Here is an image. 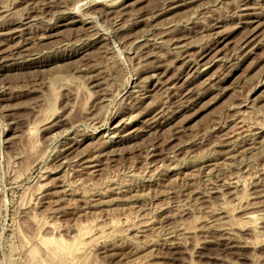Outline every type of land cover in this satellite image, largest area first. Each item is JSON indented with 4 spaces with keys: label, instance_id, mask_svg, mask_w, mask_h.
<instances>
[{
    "label": "rangeland",
    "instance_id": "374dc122",
    "mask_svg": "<svg viewBox=\"0 0 264 264\" xmlns=\"http://www.w3.org/2000/svg\"><path fill=\"white\" fill-rule=\"evenodd\" d=\"M190 1L0 0V264H264V0Z\"/></svg>",
    "mask_w": 264,
    "mask_h": 264
},
{
    "label": "bare ground",
    "instance_id": "6f19581e",
    "mask_svg": "<svg viewBox=\"0 0 264 264\" xmlns=\"http://www.w3.org/2000/svg\"><path fill=\"white\" fill-rule=\"evenodd\" d=\"M50 1V0H49ZM138 1V0H137ZM193 1H195V0H192V1H190V3L191 2H193ZM59 2V1H58ZM243 2V1H242ZM189 3V2H188ZM185 4V3H184ZM240 4V3H239ZM179 5H181V4H179ZM179 5H176V6H174V7H177V6H179ZM241 6H244L243 8L241 7V8H239L240 10H247V9H250L251 8V6L249 7L248 6V4H247V2L246 1H244L243 3H241ZM262 6V5H261ZM174 7H172V8H169V9H167V10H164V9H162L161 11H159L157 14H155V16H153L152 14V16H153V18H156L158 15H161V14H163L164 12L166 13V11H168V10H170V9H173ZM259 7V6H258ZM263 8H264V6H262ZM164 8V7H163ZM252 9V8H251ZM243 17H247V16H251L250 17V21H249V23H251V24H253V23H257L258 22V18L260 17V14H249V13H245V14H241ZM151 16V17H152ZM150 17V18H151ZM159 17V16H158ZM20 18V17H19ZM19 20V19H18ZM140 21V20H139ZM246 22V21H245ZM136 23H138V22H136ZM256 26V27H255ZM254 27L255 28H257L258 26L257 25H255ZM14 29V28H13ZM16 29H18L17 27H16ZM254 28L252 27V30H253ZM19 30V29H18ZM251 30V31H252ZM9 31H11V30H9ZM15 31H17V30H15ZM254 31V30H253ZM252 31V33H250L249 35H247V39L248 38H250L252 35H254V33L256 32V29H255V31L253 32ZM8 32V31H7ZM6 32V33H7ZM12 32V31H11ZM11 32H8V33H11ZM13 32H14V30H13ZM4 33V32H3ZM167 33V32H166ZM1 34H2V32H1ZM5 34V33H4ZM21 34V33H20ZM174 34V33H173ZM3 35V34H2ZM8 35V34H7ZM10 35V34H9ZM13 37V36H12ZM170 39H171V37H170ZM93 40V39H92ZM96 40V39H95ZM99 40V39H98ZM182 40V38H178V37H175L171 42H172V44L173 45H175V47H183V46H185L186 47V45H184V44H180V42H182L181 41ZM1 41V40H0ZM250 41V40H249ZM95 42V41H94ZM244 42V41H243ZM97 43V42H96ZM248 43V42H247ZM3 44H5V43H0V54L2 53L1 52V49L3 48L2 46H3ZM100 44V43H99ZM168 44H170V43H168ZM94 45V44H93ZM145 45V44H144ZM147 45V44H146ZM145 45V46H146ZM172 45V46H173ZM246 45V44H245ZM138 47V46H137ZM171 47V46H170ZM189 47H191V45L190 46H187L186 48H189ZM97 48V47H96ZM139 48V47H138ZM166 48V47H165ZM140 49V48H139ZM3 50H5V49H2V51ZM24 50V49H23ZM181 49H179V51H180ZM206 49H204V50H202V51H200L199 52V54L197 55V57H199V58H203L206 54H203V52L205 51ZM31 51V50H30ZM218 51V50H217ZM144 52V51H143ZM19 53V52H18ZM34 53V52H33ZM145 53V52H144ZM180 53V52H179ZM184 53V52H183ZM21 54V53H20ZM26 54H28L29 55V52H27L26 51V53H25V55ZM31 54V53H30ZM12 55V54H11ZM27 55V56H28ZM152 55V54H151ZM14 56V55H13ZM19 55L17 54V57H18ZM27 56H25V57H27ZM21 57V56H20ZM31 57V56H30ZM2 58V57H1ZM191 58V57H190ZM193 58H194V56H193ZM3 59H4V57H3ZM13 59V58H12ZM16 59V58H15ZM213 59V58H212ZM2 60V59H1ZM1 60H0V62H1ZM7 60V59H6ZM36 60V59H35ZM198 60L199 59H197L196 60V56H195V58L194 59H189L188 58V60H186V62H187V65H186V67L188 66L189 67V65H190V69L191 68H193L194 66H197L198 65ZM31 61V60H30ZM34 61V60H33ZM197 61V62H196ZM14 62V61H13ZM3 63H4V61H3ZM2 63V64H3ZM22 63V62H21ZM41 63V62H40ZM14 64V63H13ZM16 64V63H15ZM10 65H11V63H10ZM31 65V64H30ZM40 65V64H39ZM1 66V65H0ZM5 67H7V66H5ZM159 83V82H158ZM189 83V82H188ZM185 84H187V83H185ZM185 86V85H184ZM90 87H93V86H90ZM188 91V90H187ZM177 92V91H176ZM187 93V92H186ZM180 95V94H179ZM162 112V110H158V111H156V113L153 115V118H154V120H153V127H158L159 125H161L160 123H159V121H158V119H157V116H158V118H160V113ZM163 116V115H162ZM156 117V118H155ZM48 128V127H47ZM241 128V127H240ZM44 129H46V128H44ZM175 130V129H174ZM242 131V130H241ZM175 132H177V131H175ZM174 132V133H175ZM235 132V131H234ZM262 137V136H261ZM228 143V142H227ZM83 162V161H82ZM95 164V163H94ZM88 166V165H87ZM86 167V166H85ZM90 167V166H89ZM92 167V166H91ZM82 169V168H81ZM123 221H125V223H126V221H127V219H125V220H123ZM122 221V222H123ZM128 222V221H127ZM120 223H121V221L119 222V221H117V220H114V221H112L111 222V229H116V227L117 226H120ZM124 223V222H123ZM50 224V223H49ZM122 224V223H121ZM46 225H47V223H46ZM91 225V224H90ZM103 228H101V230H99V233L100 234H102L105 230L103 229ZM90 232L92 233V231H91V228L90 227H85V226H80V227H78V230H77V232H75V236H74V242L71 244V246L74 248V250L75 251H77L78 250V248L80 247L79 245L80 244H83V243H85V240H86V238L88 239L89 238V236H91L90 235ZM98 232V231H97ZM110 232V231H109ZM94 233V232H93ZM97 234V233H96ZM99 234V235H100ZM37 236H39V235H37ZM36 236V237H37ZM93 236V235H92ZM98 236V235H97ZM40 238H39V241L42 243V242H44V240H46V241H48V243L50 242V243H52L51 245H50V243L49 244H47V246H49L50 245V247H49V252L51 253V255H53V253L54 254H60L63 250L61 249V248H63L64 246L63 245H65V243L63 242V240L62 239H60V238H58V239H53V238H45V239H43L41 236H39ZM54 237V236H53ZM72 237V236H71ZM91 238V237H90ZM62 242L64 243V244H62ZM66 242V241H65ZM45 243V246H46V242H44ZM68 245H70V242H69V244ZM67 245V246H68ZM66 245H65V249H67V248H69V247H67ZM46 248V247H45ZM44 248V249H45ZM47 249V248H46ZM61 249V250H60ZM64 249V248H63ZM59 251V252H58ZM58 252V253H57ZM54 256V255H53Z\"/></svg>",
    "mask_w": 264,
    "mask_h": 264
}]
</instances>
